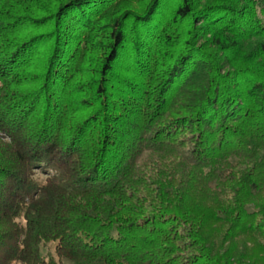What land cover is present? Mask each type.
Wrapping results in <instances>:
<instances>
[{"label":"trees","instance_id":"obj_1","mask_svg":"<svg viewBox=\"0 0 264 264\" xmlns=\"http://www.w3.org/2000/svg\"><path fill=\"white\" fill-rule=\"evenodd\" d=\"M0 264H264V0H0Z\"/></svg>","mask_w":264,"mask_h":264},{"label":"rangeland","instance_id":"obj_2","mask_svg":"<svg viewBox=\"0 0 264 264\" xmlns=\"http://www.w3.org/2000/svg\"><path fill=\"white\" fill-rule=\"evenodd\" d=\"M50 250L52 251V248ZM46 252H47L46 247L45 248H42V254H45ZM52 252H54V251H52Z\"/></svg>","mask_w":264,"mask_h":264}]
</instances>
